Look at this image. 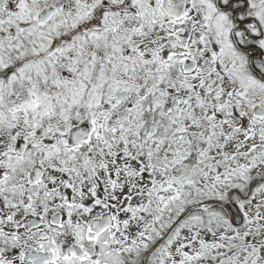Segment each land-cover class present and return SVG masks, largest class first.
Listing matches in <instances>:
<instances>
[{"label":"snow or ice","instance_id":"snow-or-ice-1","mask_svg":"<svg viewBox=\"0 0 264 264\" xmlns=\"http://www.w3.org/2000/svg\"><path fill=\"white\" fill-rule=\"evenodd\" d=\"M0 264H264V0H0Z\"/></svg>","mask_w":264,"mask_h":264}]
</instances>
